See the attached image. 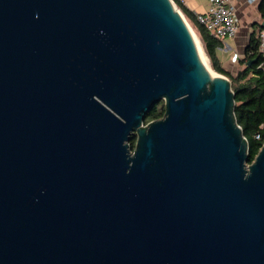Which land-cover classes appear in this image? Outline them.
Segmentation results:
<instances>
[{"label":"water","instance_id":"water-1","mask_svg":"<svg viewBox=\"0 0 264 264\" xmlns=\"http://www.w3.org/2000/svg\"><path fill=\"white\" fill-rule=\"evenodd\" d=\"M203 51L173 0H0V264H264V143Z\"/></svg>","mask_w":264,"mask_h":264},{"label":"trees","instance_id":"trees-1","mask_svg":"<svg viewBox=\"0 0 264 264\" xmlns=\"http://www.w3.org/2000/svg\"><path fill=\"white\" fill-rule=\"evenodd\" d=\"M175 2L185 14L192 18V11L182 0H175ZM259 10L264 20V0H260ZM194 24L200 31L206 52L215 71L229 75L231 78L235 92V114L248 139V162H252L264 143V66H259L263 58L259 50L260 35L258 32V27H264V24L260 22L254 25L245 58L240 61L242 68L237 75H230L218 57L217 48L223 45L222 40L215 37L203 23L198 21ZM165 109L163 99L155 103L147 112L145 122L162 117ZM136 137L134 135L130 140L133 147Z\"/></svg>","mask_w":264,"mask_h":264},{"label":"crops","instance_id":"crops-1","mask_svg":"<svg viewBox=\"0 0 264 264\" xmlns=\"http://www.w3.org/2000/svg\"><path fill=\"white\" fill-rule=\"evenodd\" d=\"M182 1L192 11V18L178 7L192 23H198L197 13L206 12L209 7V0ZM259 3L260 0H234L235 13L239 25L238 31L231 37L221 39L223 45L217 48L218 57L230 75H237L242 68L240 61L245 58L254 25L264 21L259 10Z\"/></svg>","mask_w":264,"mask_h":264},{"label":"built area","instance_id":"built-area-1","mask_svg":"<svg viewBox=\"0 0 264 264\" xmlns=\"http://www.w3.org/2000/svg\"><path fill=\"white\" fill-rule=\"evenodd\" d=\"M175 5L183 14L178 5L176 3ZM197 19L199 22L203 23L215 37L220 39L235 35L239 28L234 0H209L208 10L206 12L197 13ZM258 32L260 35L259 50L263 58L259 66H264V27H260Z\"/></svg>","mask_w":264,"mask_h":264},{"label":"rangeland","instance_id":"rangeland-1","mask_svg":"<svg viewBox=\"0 0 264 264\" xmlns=\"http://www.w3.org/2000/svg\"><path fill=\"white\" fill-rule=\"evenodd\" d=\"M183 14H184V13H183ZM184 16H185V15H184ZM185 18H186V20H187V23L190 25V27L196 32L197 36L199 37V39H200V41H201V43H202V45H203V48H204L203 53L208 57V59H209V61H210V58H209V56H208V54H207V52H206L205 45H204V42H203V40H202V37H201V34H200V31H199L198 27L195 26V24L192 23V21H190L186 16H185ZM210 63H211V61H210ZM211 66H212V63H211ZM212 70H215V69L213 68V66H212ZM216 71H217V70H216Z\"/></svg>","mask_w":264,"mask_h":264},{"label":"bare ground","instance_id":"bare-ground-1","mask_svg":"<svg viewBox=\"0 0 264 264\" xmlns=\"http://www.w3.org/2000/svg\"><path fill=\"white\" fill-rule=\"evenodd\" d=\"M203 53H200V55H202ZM211 72L214 74V75H216L217 74V72L215 71V70H211Z\"/></svg>","mask_w":264,"mask_h":264}]
</instances>
